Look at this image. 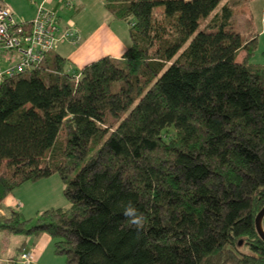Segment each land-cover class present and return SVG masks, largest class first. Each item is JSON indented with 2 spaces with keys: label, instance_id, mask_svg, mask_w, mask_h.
Listing matches in <instances>:
<instances>
[{
  "label": "trees",
  "instance_id": "1",
  "mask_svg": "<svg viewBox=\"0 0 264 264\" xmlns=\"http://www.w3.org/2000/svg\"><path fill=\"white\" fill-rule=\"evenodd\" d=\"M103 4L128 24L120 57L67 72L52 49L0 81V204L54 174L69 201L30 218L10 209L0 231L46 233L66 264H264L257 34L232 27L227 1Z\"/></svg>",
  "mask_w": 264,
  "mask_h": 264
},
{
  "label": "rangeland",
  "instance_id": "2",
  "mask_svg": "<svg viewBox=\"0 0 264 264\" xmlns=\"http://www.w3.org/2000/svg\"><path fill=\"white\" fill-rule=\"evenodd\" d=\"M224 1H227L229 5L232 6V27L245 35L248 32H251V34H257L256 48L251 57V61L264 64V25H262L263 23L261 21V17L264 18V0H221V2ZM65 2L68 3L70 1L65 0ZM68 5L72 6V3L70 2V4H67L66 6ZM88 6V11L83 13V16H79V21H83L85 26H87L91 32L88 36H85V40H83L85 42L81 46V51L75 54L79 58V60H77L79 61V65L73 63L74 61L67 62L65 65L67 72L79 71L82 67L81 63H84V61L92 62L101 56L103 57V55H105L106 52L111 51V49H113L111 51L112 53H120L119 51H121L119 50V46L113 43L115 40L111 39L105 29V24L107 23L104 18L107 14L106 9H104L100 3H94ZM219 7L220 5L207 18L200 21L199 29L204 27V24L210 20L215 11L219 10ZM156 10H160V8L157 7L155 11ZM261 28L263 31L259 33L258 31H260ZM79 43L80 42L76 45L66 44L65 46L68 49L77 48V46L81 45ZM57 50L58 49L56 48L55 51ZM83 58L86 60H82ZM239 58L240 54L237 55V59ZM62 188L63 182L56 174L36 182H25L16 187L11 193L13 197H18V199H20L21 205L19 203H7V197L4 199V202H2V206H5L6 209L10 210L16 205V210H19L24 218L34 217L38 212L50 207H68L69 201L63 195ZM41 234H45L50 238L46 233ZM41 234L36 236L32 234H10L0 231V251L3 246L2 244L9 242V240L15 241L19 239L21 245L28 246L31 245L38 236L40 237ZM45 254L44 259L46 263L66 264L63 255L55 254L53 252L52 239H50L48 250ZM38 263L41 264V262Z\"/></svg>",
  "mask_w": 264,
  "mask_h": 264
},
{
  "label": "crops",
  "instance_id": "3",
  "mask_svg": "<svg viewBox=\"0 0 264 264\" xmlns=\"http://www.w3.org/2000/svg\"><path fill=\"white\" fill-rule=\"evenodd\" d=\"M3 1L7 3V5L10 7L12 18L15 22L31 20L34 17L38 6L42 5L43 7L49 8L56 12V14L58 15L60 26L62 28L66 26H73L74 28L78 30L79 36H80L78 42H80L79 44L81 45L77 46V48H72V49L66 48L65 46L66 44L76 45L78 43L77 42L75 44L69 41L58 42L56 43L54 47L55 49L57 48L58 50H61V51L57 50L55 52L59 53L61 56L66 58L65 65L67 62H70V61L71 62L74 61L73 63H76L79 65V61H77L79 60V58L75 54L81 51V46L85 42L83 41L85 40V36H88L91 32V30L88 29L87 26H85L83 21H79V16L80 15L83 16L84 15L83 13H86L89 9L88 5H91L94 3H100L105 9L104 4H103L104 0H69L72 3V6L70 5L66 6L67 4H70V2L66 3L65 0H3ZM104 18L107 22L105 24V29L108 32L107 34L111 37V39L115 40L113 43L117 44L119 46V50L121 51H119L120 53H112L111 51L113 49H111V51L106 52L105 55L103 56L108 55L112 57H120L125 51V49L130 44L129 35H128V24L125 23L124 21L113 18L108 12L104 16ZM261 21L263 23L262 25H264V18L261 17ZM262 31L263 29L261 28V30L258 32L260 33ZM249 33L251 35V32H248L246 35H249ZM82 60H86V59L83 58ZM88 63L90 62L84 61V63H81L82 64L81 66L83 67L84 65ZM68 72H71V71H68ZM7 197H8L7 203L9 204L19 203L21 205V201L20 199H18V197L17 198L13 197L11 193L5 196V198ZM4 199L2 202H4ZM15 207H12V209L16 210ZM8 212L9 210L6 209L5 206L3 207L1 203L0 204V215H6L8 214ZM49 243H50V238H48L45 234H41V236L40 237L38 236L37 239H35L31 245H28V246L22 245V246L25 249H28V248L33 249V252H34L33 254L37 258L38 262H41V264H49V263H46L44 259V254L48 250ZM20 244L21 242L19 239L15 241L9 240V242L2 244L3 246L1 247V251H0V262L2 264H9L10 256L14 254L17 246ZM50 264H53V263H50Z\"/></svg>",
  "mask_w": 264,
  "mask_h": 264
},
{
  "label": "built area",
  "instance_id": "4",
  "mask_svg": "<svg viewBox=\"0 0 264 264\" xmlns=\"http://www.w3.org/2000/svg\"><path fill=\"white\" fill-rule=\"evenodd\" d=\"M79 32L73 26H60L55 11L39 5L34 17L15 22L11 9L0 0V81L5 76L37 66L56 43H76ZM22 264H34L33 252L19 256Z\"/></svg>",
  "mask_w": 264,
  "mask_h": 264
},
{
  "label": "water",
  "instance_id": "5",
  "mask_svg": "<svg viewBox=\"0 0 264 264\" xmlns=\"http://www.w3.org/2000/svg\"><path fill=\"white\" fill-rule=\"evenodd\" d=\"M263 215H264V206L257 212L255 219H254V224H255V228H256L257 233L259 234V236L264 241V230L262 228V217H263Z\"/></svg>",
  "mask_w": 264,
  "mask_h": 264
},
{
  "label": "clouds",
  "instance_id": "6",
  "mask_svg": "<svg viewBox=\"0 0 264 264\" xmlns=\"http://www.w3.org/2000/svg\"><path fill=\"white\" fill-rule=\"evenodd\" d=\"M124 214L126 216H131L132 217V223H134V224H139L141 222V218L138 215H135V209L131 204H129L125 208Z\"/></svg>",
  "mask_w": 264,
  "mask_h": 264
}]
</instances>
